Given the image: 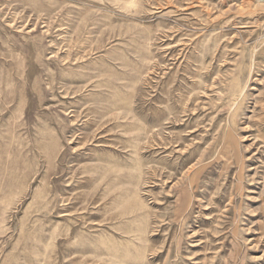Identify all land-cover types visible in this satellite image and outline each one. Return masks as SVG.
<instances>
[{"label": "rangeland", "instance_id": "rangeland-1", "mask_svg": "<svg viewBox=\"0 0 264 264\" xmlns=\"http://www.w3.org/2000/svg\"><path fill=\"white\" fill-rule=\"evenodd\" d=\"M0 264H264V0H0Z\"/></svg>", "mask_w": 264, "mask_h": 264}]
</instances>
